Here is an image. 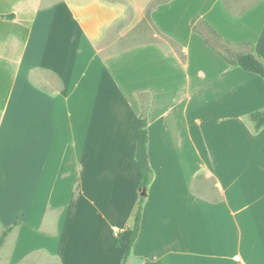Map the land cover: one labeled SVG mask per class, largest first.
I'll return each mask as SVG.
<instances>
[{"label":"crops","instance_id":"1","mask_svg":"<svg viewBox=\"0 0 264 264\" xmlns=\"http://www.w3.org/2000/svg\"><path fill=\"white\" fill-rule=\"evenodd\" d=\"M151 1L0 0V264H122L141 196L127 264H264V80L192 24L264 61V0H169L129 43Z\"/></svg>","mask_w":264,"mask_h":264},{"label":"trees","instance_id":"2","mask_svg":"<svg viewBox=\"0 0 264 264\" xmlns=\"http://www.w3.org/2000/svg\"><path fill=\"white\" fill-rule=\"evenodd\" d=\"M169 0H152L147 7L146 16L150 18L151 11L159 4L167 2ZM227 1V0H226ZM2 17L14 20L16 19L15 14H5ZM203 24L208 30V34L205 35L197 29L196 20L192 21L193 28L196 32H200L206 43L222 58H224L228 63L242 67L244 70L255 73L259 75L264 80V61L257 56L253 51V44L250 42H244L236 45H243L247 47L245 50H234L230 41L222 38L206 21L202 20ZM251 118L254 120L256 128L260 129L264 126V109L256 110L251 113ZM148 142H149V132H148V121L141 117L139 121V128L136 135V153L135 158L139 167V186L142 189L148 188L150 185L154 171L150 166L148 158ZM144 196H141L138 208L135 214V222L132 228V235L127 242L126 251L123 255L122 264H127L129 256L132 251L133 244L140 231V225L142 220V210H143ZM19 222L16 221L13 226H10L2 232L0 235V248L5 242L7 235L13 229L15 225ZM121 239L116 237V244L119 245Z\"/></svg>","mask_w":264,"mask_h":264},{"label":"rangeland","instance_id":"3","mask_svg":"<svg viewBox=\"0 0 264 264\" xmlns=\"http://www.w3.org/2000/svg\"><path fill=\"white\" fill-rule=\"evenodd\" d=\"M256 0H232V8L234 9H243L248 5L254 3ZM148 7V6H147ZM197 29L201 31L203 34L207 35L208 30L205 25L198 21L197 22ZM128 37L129 43H136L140 41H151L161 37L160 32L155 27V25L151 22L150 18L145 16L143 22L140 24L139 28H136L134 31L130 33ZM122 45L119 44V47ZM234 50H245L247 47L241 45H232Z\"/></svg>","mask_w":264,"mask_h":264},{"label":"water","instance_id":"4","mask_svg":"<svg viewBox=\"0 0 264 264\" xmlns=\"http://www.w3.org/2000/svg\"><path fill=\"white\" fill-rule=\"evenodd\" d=\"M142 194L144 195V194H146V192H145V191H143V193H142Z\"/></svg>","mask_w":264,"mask_h":264}]
</instances>
